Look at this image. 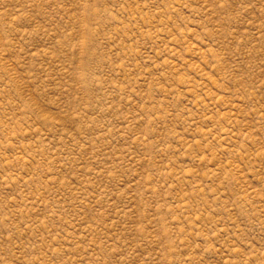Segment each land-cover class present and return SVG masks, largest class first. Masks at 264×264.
<instances>
[{
    "label": "rangeland",
    "instance_id": "1",
    "mask_svg": "<svg viewBox=\"0 0 264 264\" xmlns=\"http://www.w3.org/2000/svg\"><path fill=\"white\" fill-rule=\"evenodd\" d=\"M0 264H264V0H0Z\"/></svg>",
    "mask_w": 264,
    "mask_h": 264
}]
</instances>
